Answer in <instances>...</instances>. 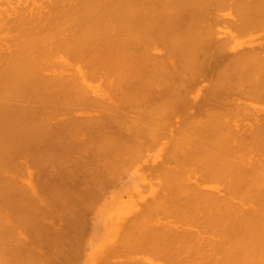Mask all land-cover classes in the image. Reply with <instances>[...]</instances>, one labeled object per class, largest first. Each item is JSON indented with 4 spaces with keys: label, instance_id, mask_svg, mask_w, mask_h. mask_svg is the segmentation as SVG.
Wrapping results in <instances>:
<instances>
[{
    "label": "bare ground",
    "instance_id": "6f19581e",
    "mask_svg": "<svg viewBox=\"0 0 264 264\" xmlns=\"http://www.w3.org/2000/svg\"><path fill=\"white\" fill-rule=\"evenodd\" d=\"M163 137L99 263L264 264V0H0V264H80L55 218Z\"/></svg>",
    "mask_w": 264,
    "mask_h": 264
},
{
    "label": "rangeland",
    "instance_id": "374dc122",
    "mask_svg": "<svg viewBox=\"0 0 264 264\" xmlns=\"http://www.w3.org/2000/svg\"><path fill=\"white\" fill-rule=\"evenodd\" d=\"M226 10V11H225ZM227 11H230V10H228V9H223L222 10V12L220 13V15H222L223 16V18H231L232 16L231 15H228V16H226V13L225 12H227ZM222 18V19H223ZM223 20H227V21H229V19H223ZM221 23V25H228V23L227 22H220ZM221 25H219V26H221ZM223 25V26H224ZM222 27V26H221ZM225 27V26H224ZM221 33H224V34H222V37H223V39L227 36L226 34V32H224L222 29H221ZM254 34V33H253ZM246 37H248V34H243L242 36H241V38H239V40H243V39H246ZM200 81H198V83H199ZM205 81H202V84L204 83ZM199 84H201V83H199ZM199 84H197V86L198 87H200V85ZM201 84V85H202ZM202 87V86H201ZM193 88V87H192ZM190 89V91H189V93H188V97L190 96V95H192L191 93L193 92L194 93V91H195V89L196 88H194V89ZM202 90V89H201ZM193 96V95H192ZM192 99H190V101H191ZM190 104V103H189ZM180 106V105H179ZM188 106V105H187ZM187 106H184L185 108L187 107ZM180 108H182V107H180ZM180 108H178L179 110H180ZM190 107L188 106L187 108H186V110H187V112H188V114H192L193 112H192V110H190L189 109ZM179 110H177L178 112H179ZM185 109L183 108L182 109V111H184ZM186 110L184 111L185 112V114H186V116H188V114L186 113ZM189 110V111H188ZM176 111V115L175 114H173V115H175L174 117H173V119L172 120H176L178 117H182L183 118V116H178V112ZM181 111V112H182ZM190 112V113H189ZM183 113V112H182ZM185 114L183 113V114H180V115H184L185 116ZM178 116V117H177ZM64 117V116H63ZM65 118V117H64ZM69 118V117H68ZM64 120H66V119H64ZM52 121H54L55 122V119H52ZM52 121H51V124H52ZM53 126H55V125H53ZM167 137L168 138H170L169 137V135L167 134L166 135V139H165V137H163V138H161V140L158 142V141H156V143H154V145H158L157 147H155L153 144L151 145V146H149L150 147V149L148 150V146H146V148L143 150V152H141V153H144L143 154V156L141 157L140 155L137 157L136 156V161H132V164H126V165H124L123 167V171L121 170V172H122V174H121V172H120V174H119V176L117 175V174H115L116 176L114 177V179L113 178H111L112 177V173L110 174V172H108L109 171V169H106V171H107V178H109V179H111L112 181H111V183H109L108 182V180H106L107 178H105V180H104V178H103V175H105L104 174V169L102 168V169H99V170H103V171H101V172H103V173H100V171L98 172V177H100L99 176V173H100V175L102 174V182H103V184H104V181L106 182L105 184H104V186L105 187H103L104 189H102V192H100V194L98 195V196H100L101 198H97V200L95 201V203L93 204V206H92V210H91V212H90V210L88 209V211H87V209L86 210H83V211H87V212H85L87 215H86V218H88L87 220H89V222L86 220V218H85V216H83V218L81 217L84 213H82V215H80V218H73V220H70V219H68V218H66V217H64L63 219H62V217H58V218H55V219H57V221L61 224V226H63V228L60 226V225H56V226H58L59 228L61 227V232H63V234L65 233H67L66 235H67V239H69V240H67V243L68 244H70V245H72L73 244V246H75V247H73V248H75V249H77V251H78V253L80 252V256L82 257H80V259L79 260H81V261H79L80 262V264H87L88 262V264H93V263H95V264H98L99 263V258H96V254L97 253H99V252H101V254H102V257H104V256H108L111 252H112V250H113V248H114V245L115 244H117L118 243V241H119V237L121 236V233H122V229H124V226H125V224H127V222L126 221H128V219L130 220L131 218L130 217H132L133 216V214H135V212L137 211V210H139V208L140 207H138V206H141L140 204L141 203H143V200H146L145 198H154L155 196H156V193L158 194V191H156L157 190V188H158V186L156 185L157 183H156V181L158 182V184L160 183L159 182V180L158 179H156L157 178V176H156V178H153V177H155L154 175H157L156 173H154V175L152 176V180L150 179L151 178V175H149L148 176V174H150V172L149 171H151L150 170V166H151V168L153 169V165L154 166H156L157 164L156 163H158L160 160H161V158H162V154H161V152H160V149H162V147H163V145L165 144L164 142H166V140H167ZM164 139H165V141H164ZM169 140V139H168ZM162 141V142H161ZM164 141V142H163ZM152 147H155L154 149H152ZM161 147V148H160ZM152 149V150H151ZM148 151V152H147ZM146 154V155H145ZM145 155V156H144ZM127 156V155H126ZM73 158V157H72ZM134 158H132V159H134ZM152 158H155V160L156 161H158V162H156L155 160H153ZM141 161H140V160ZM148 159V160H147ZM151 159L153 160V161H155V163H153V161H152V163H151ZM142 160H147V163L145 162V161H142ZM148 164V165H147ZM150 164V165H149ZM153 164V165H152ZM122 165V164H121ZM131 165V166H130ZM125 166H126V172H124L125 171ZM146 166V167H145ZM147 166H149V167H147ZM128 167V168H127ZM131 167V168H130ZM136 168V169H135ZM141 168V169H140ZM120 169H122V168H120ZM98 171V170H97ZM96 171V172H97ZM119 171V170H118ZM123 172H124V174H123ZM152 172V171H151ZM154 172H155V168H154ZM118 173V172H117ZM126 174V175H125ZM109 175H111V177H109ZM118 176V177H117ZM104 177H106V176H104ZM121 178V179H120ZM100 179V180H101ZM70 181H74V180H72V179H70ZM69 181V182H70ZM71 182V183H72ZM101 183V182H100ZM140 183L141 184H145L146 183V185H144V186H147V188L146 189H143V185H140ZM156 183V184H155ZM91 184V183H90ZM102 183H101V185H103ZM110 184L112 185L111 187H110ZM92 185V184H91ZM107 187H109V188H107ZM157 187V188H156ZM145 190V192H143ZM151 191L153 192V194L151 193ZM155 192V193H154ZM101 193H102V196H101ZM142 193V194H141ZM134 194H135V197H134ZM147 194L149 195V194H152V195H149V196H147ZM146 195V196H145ZM143 196H145V198H143ZM126 198V199H125ZM141 199V200H140ZM134 200H138L137 202H138V205H137V203L134 201ZM135 202V203H134ZM98 203V204H97ZM95 204H96V206H95ZM121 205V206H120ZM98 206V207H97ZM110 209V210H109ZM115 209V210H114ZM136 210V211H135ZM82 211V212H83ZM129 211H130V213H129ZM66 212V214L67 213H69V211L68 210H66L65 211ZM64 212V213H65ZM75 212V211H74ZM74 212H73V214H74ZM128 212V213H127ZM89 213V214H88ZM80 214V213H79ZM108 214V215H107ZM68 215V214H67ZM70 215H72V214H70ZM128 215V216H127ZM129 215H131L130 217H129ZM76 216V215H75ZM110 216V217H109ZM77 217V216H76ZM127 217H128V219H127ZM54 218H47L48 219V224L49 225H51V223H50V220H51V222L53 223L54 222ZM63 221H62V220ZM84 219L86 220V221H84ZM127 219V220H126ZM65 220V221H64ZM80 220H81V222H80ZM123 220H126L125 221V223H124V221ZM56 220H55V222H57ZM78 221V222H77ZM43 222H45V223H43V225H42V227L44 228V226H46L47 227V222H46V219L43 221ZM55 222L53 223V225H55ZM57 222V223H58ZM65 224H64V223ZM67 222H69L68 224H67ZM75 222V223H74ZM105 222V223H104ZM56 223V224H57ZM72 223V225H69V224H71ZM74 223V224H73ZM63 224V225H62ZM80 224V225H79ZM83 224H84V226L86 225V229H84L85 227L83 226ZM78 225H79V227H81V228H79L78 227ZM89 225V226H88ZM67 226V227H66ZM70 226V227H69ZM71 226H75V227H78V230H77V228H75V227H73L74 229H72V227ZM46 227H45V229H46ZM66 227V228H65ZM89 227V228H88ZM67 229V230H66ZM72 229V231H70ZM83 229L85 230V231H83ZM120 229V230H119ZM77 230V231H76ZM81 230V231H80ZM87 230H89V231H87ZM108 230V231H107ZM65 231V232H64ZM117 231H120V232H118L117 233ZM73 233V234H72ZM82 233H85L84 235L82 234ZM95 233V234H94ZM64 234V235H65ZM76 234H79V235H76ZM117 234V235H116ZM65 235V236H66ZM72 235V236H71ZM86 235V236H85ZM88 235V236H87ZM98 235V236H97ZM76 236V237H75ZM75 238H77V239H75ZM91 238V239H90ZM73 242V243H72ZM91 244H90V243ZM75 243H77V244H75ZM80 243H82V245L80 244ZM41 244V243H40ZM44 244V243H43ZM104 244H108L109 246L108 247H105V248H102L101 250H100V247L102 246V245H104ZM37 245V244H36ZM46 245V244H45ZM64 245V244H63ZM47 246V245H46ZM45 246V247H46ZM36 247H38V245L36 246ZM40 245H39V248H36L37 250L35 251V253L38 255V253H39V255H40V257L39 258H41L43 261H41L40 260V263H45V264H51V262H52V264H58V262H56V260L58 261V259H54L53 257H57V255H59L60 254V247H57L58 248V250H57V248H54V247H52L53 249H48L47 247V250H48V252L49 253H47V252H43V250H44V248H43V250L42 249H40ZM50 247V246H49ZM69 249H71L72 247H68ZM38 249H39V251L40 250H42V252L40 253L39 251H38ZM87 249V250H86ZM89 249V250H88ZM106 251H105V250ZM46 251V250H45ZM53 251H54V253H53ZM57 251H58V254H57ZM96 251V252H95ZM84 252V253H83ZM53 253V254H52ZM92 253V254H91ZM41 254H42V257H41ZM49 255V254H51L50 256H51V259H49V257L48 256H46V255ZM93 255V256H92ZM132 255V254H131ZM43 256H44V258H43ZM92 256V257H91ZM128 256H130V254H127V255H117L116 257H114V256H112V260L114 261H119V260H121V259H123V258H126V257H128ZM84 257V258H83ZM85 257H86V259H88V260H86L85 261ZM90 257V258H89ZM102 257H101V259H102ZM109 258H111V257H109ZM47 261H46V260ZM49 259V260H48ZM52 259H53V261H52ZM90 259V260H89ZM98 260V261H97ZM59 261H60V259H59ZM47 262V263H46ZM54 262V263H53ZM87 262V263H86ZM99 264H101V263H99Z\"/></svg>",
    "mask_w": 264,
    "mask_h": 264
}]
</instances>
